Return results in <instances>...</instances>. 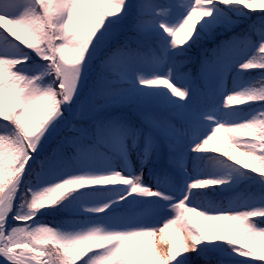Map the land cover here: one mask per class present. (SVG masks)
I'll use <instances>...</instances> for the list:
<instances>
[{"label":"snow or ice","instance_id":"6c2138e0","mask_svg":"<svg viewBox=\"0 0 264 264\" xmlns=\"http://www.w3.org/2000/svg\"><path fill=\"white\" fill-rule=\"evenodd\" d=\"M0 264H264V0H0Z\"/></svg>","mask_w":264,"mask_h":264},{"label":"trees","instance_id":"16d2710c","mask_svg":"<svg viewBox=\"0 0 264 264\" xmlns=\"http://www.w3.org/2000/svg\"><path fill=\"white\" fill-rule=\"evenodd\" d=\"M161 2L167 3L168 0H161ZM175 2L176 3H180L181 0H175ZM184 71L185 72L189 71V68H185ZM192 71H195V68H192ZM228 87H231V79H229V81H228ZM209 88H210V86H209ZM188 167L191 168V163L190 162L188 164ZM145 177L147 179H152L151 177H148L147 169H146V172H145ZM225 203H227V201H225ZM57 219H67V216L65 214H61V216L57 217Z\"/></svg>","mask_w":264,"mask_h":264},{"label":"rangeland","instance_id":"374dc122","mask_svg":"<svg viewBox=\"0 0 264 264\" xmlns=\"http://www.w3.org/2000/svg\"><path fill=\"white\" fill-rule=\"evenodd\" d=\"M220 135H223V134H220ZM146 169H145V172H146ZM190 219H191L192 223L195 224L197 227H202L203 222L201 220H199V218L192 216V217H190ZM155 243H156V245H158L161 248L167 247L166 244L161 243L159 237H156Z\"/></svg>","mask_w":264,"mask_h":264},{"label":"bare ground","instance_id":"6f19581e","mask_svg":"<svg viewBox=\"0 0 264 264\" xmlns=\"http://www.w3.org/2000/svg\"><path fill=\"white\" fill-rule=\"evenodd\" d=\"M221 147H223V146L221 145ZM225 150H227V149H225ZM236 155H237V153H236Z\"/></svg>","mask_w":264,"mask_h":264},{"label":"water","instance_id":"95a60500","mask_svg":"<svg viewBox=\"0 0 264 264\" xmlns=\"http://www.w3.org/2000/svg\"><path fill=\"white\" fill-rule=\"evenodd\" d=\"M237 155H238V153H237Z\"/></svg>","mask_w":264,"mask_h":264}]
</instances>
